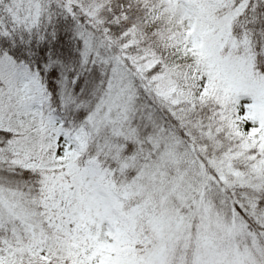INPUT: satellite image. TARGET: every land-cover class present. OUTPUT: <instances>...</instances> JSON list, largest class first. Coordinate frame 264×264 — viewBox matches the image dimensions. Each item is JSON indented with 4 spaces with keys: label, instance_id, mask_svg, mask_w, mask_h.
Returning <instances> with one entry per match:
<instances>
[{
    "label": "snow or ice",
    "instance_id": "snow-or-ice-1",
    "mask_svg": "<svg viewBox=\"0 0 264 264\" xmlns=\"http://www.w3.org/2000/svg\"><path fill=\"white\" fill-rule=\"evenodd\" d=\"M0 264H264V0H0Z\"/></svg>",
    "mask_w": 264,
    "mask_h": 264
}]
</instances>
